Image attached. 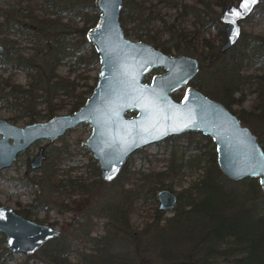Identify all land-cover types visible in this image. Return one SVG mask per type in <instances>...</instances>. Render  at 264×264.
Instances as JSON below:
<instances>
[{
  "label": "rangeland",
  "instance_id": "374dc122",
  "mask_svg": "<svg viewBox=\"0 0 264 264\" xmlns=\"http://www.w3.org/2000/svg\"><path fill=\"white\" fill-rule=\"evenodd\" d=\"M237 1L233 0L230 3ZM17 2L18 0H0V35L7 37L16 51L23 55H33L37 51L36 48H42L45 39L51 41L55 37L62 39V36L79 39L84 18H92L86 23L89 28L94 24L95 17L99 16L95 0H58L62 11L67 5L78 8V11L73 13L71 20H68L67 16H63L60 20L61 23L57 24L56 28L51 31L44 30L38 37V34L36 35L33 30L23 33L4 24L5 18L2 9L9 8ZM127 2L123 0L120 11V22L124 31L128 28H134L136 32L149 29L150 32H158L161 40H170L174 43L178 41L180 31L189 32L186 37V41H188L191 34L195 35L193 31L196 27L202 29L203 36H197V39L193 38V42L197 45H195L196 50L177 51L172 48L167 52L169 54H189L197 57L199 61L197 73L186 84L172 90L171 94L176 99H180L185 87L193 85L206 95L226 105L220 97L211 92L217 81L212 72L216 64L210 58H203L211 54L213 49L202 44L205 37V39H213L215 48H220L224 40L218 38V24L223 30L225 25L219 21L218 16L224 7L221 8L213 4L211 0H183L189 4L187 11L190 12L188 16H179L177 13L179 7L176 9V7L168 6L157 0H145L143 3L142 0ZM148 7L155 12L159 11V14L154 16L151 13V20L149 18L146 21V15L150 13ZM46 10L52 11V6L47 7ZM194 12L197 15L193 14ZM49 15L52 18L55 17L51 13ZM65 23L67 24L65 25ZM209 23L212 24L208 25ZM25 24H29L28 21H25ZM240 24L241 36L244 31L246 36H257L258 39H264V0H260L249 16L240 21ZM59 31L62 32L57 34ZM125 35L134 40L140 39L126 32ZM1 40L0 38V42ZM41 55H43L42 52ZM36 59L38 57L35 54L33 59L35 65L38 64ZM256 66L260 67L256 69L253 65H245L244 68L251 73L261 74L264 72V62L257 63ZM31 67H33L32 64ZM83 69L84 67H80L77 62L74 63V66L61 64L58 67L61 74L75 79L78 85L77 91L85 88V81L94 86L97 80L99 61L89 71L88 79L78 76V73ZM162 71H164L162 67L152 68L144 76V80L149 81L154 73ZM7 74L11 75L14 83L22 85V89L28 84L29 77L23 68L12 69L10 63L0 60V78ZM8 90L9 87L6 86L2 89L0 83V118H6L13 123L23 125L27 122L47 120L54 115L46 116L45 102H35V99L27 102L25 93H22L20 89V91L15 90L7 95L5 91ZM91 91L86 95L88 96ZM234 95L238 96L239 92ZM255 96L254 86L246 88L242 102L235 101L226 106L235 114H243L247 121L242 120L241 122L248 125L258 139H262L260 140L262 145L264 144V122L250 114L255 104ZM68 109L69 104L66 102L64 106L56 110V113H70ZM134 113L135 110H130L126 112V115ZM31 116H35L36 119L30 120ZM90 130L91 125L88 122H82L69 128L53 141L38 139L21 151L9 167L0 169V204H7L18 213L36 221L56 226L61 231L57 238L45 241L31 254L7 248L5 236L0 231L2 264H57L51 255L61 244H65L67 248V261L78 264H103L102 252L105 253V251L114 253L123 264H150L151 262L163 264H256L257 260L263 261L260 259H264V205H261L260 209L254 210L246 226L243 225V222H238L236 226H244L240 230L241 233L226 235L223 238L222 246L231 249V253L226 257H220L214 263H208L203 256L207 239L211 234V225L199 226L195 220L196 223L189 219L190 223L187 222L186 228L179 230L177 235L166 226L164 219L174 216L177 210H182L186 214L190 212L192 216L197 214V210L195 213L193 209L190 211L188 200L191 197L189 193L192 196H199L203 193L195 187V183H199L206 172L218 177L217 181L229 193L216 208L222 214H232L242 207L250 206L256 200L264 199V193L256 177H244L245 180L243 178L230 179L221 171L217 163L214 164L211 161L210 151L215 150V143L209 135L200 131H186L133 151L125 164L129 171L136 173L137 177L126 181L124 186H135L137 195L126 198L119 190L123 176L121 172L111 182H105L100 178L95 159L82 143L89 135ZM40 149L44 154L43 163L37 168H31L29 161ZM54 162L65 173L63 177L66 183L70 181L69 179L76 178L93 183L87 193L74 191L69 196L61 193L66 207L60 205L59 200L41 206L39 202L41 199L37 198L48 191L49 183L46 180V175ZM157 170L166 171V173L158 177L153 173ZM142 172L150 173L146 181L141 178L137 179ZM250 179L251 181H249ZM254 179L258 181L259 187L251 185L250 182ZM160 187H167L177 194L178 201L173 208L167 210L158 208L156 190ZM37 194L39 195L36 197ZM123 198L127 201L122 205L121 219L112 217L109 214L110 210L103 209L106 204L116 203ZM130 198H132V203L128 207ZM156 208L158 211L155 210ZM78 221L86 223L81 227V230H88L87 235L75 234ZM252 241H255V244L253 245V254L250 255L249 245ZM103 242H106V247L102 250Z\"/></svg>",
  "mask_w": 264,
  "mask_h": 264
},
{
  "label": "water",
  "instance_id": "95a60500",
  "mask_svg": "<svg viewBox=\"0 0 264 264\" xmlns=\"http://www.w3.org/2000/svg\"><path fill=\"white\" fill-rule=\"evenodd\" d=\"M242 2L228 3L219 13L225 25L222 51L238 41L240 21L260 0L250 9H242ZM122 3L95 0L99 16L86 37L97 53L99 69L92 91L78 108L23 125L0 118V169L10 166L36 140L53 141L69 128L88 122L91 131L83 144L97 160L101 179L110 182L136 149L186 131H200L215 143L217 164L228 178L256 177L264 193V149L257 135L221 101L194 86L185 87L180 99L174 98L171 91L197 73V57L169 54L145 40L127 37L120 22ZM236 12L242 14L237 17ZM3 49L0 42V53ZM156 67L164 71L145 81L144 76ZM130 110L135 113L126 115ZM42 157L41 151L36 153L30 166L39 167ZM156 199L162 210L173 208L178 201L167 187L156 190ZM0 231L7 248L24 254L35 252L61 233L56 226L24 216L4 203L0 204Z\"/></svg>",
  "mask_w": 264,
  "mask_h": 264
},
{
  "label": "trees",
  "instance_id": "16d2710c",
  "mask_svg": "<svg viewBox=\"0 0 264 264\" xmlns=\"http://www.w3.org/2000/svg\"><path fill=\"white\" fill-rule=\"evenodd\" d=\"M125 1L127 2L129 0ZM144 1L145 0H142V3ZM157 1H160L161 3H164L168 6L176 7V9L179 7L180 9L177 12L179 16H188L190 12L187 11V6L189 4L183 2V0ZM232 1L233 0H211L213 4L220 6L221 8ZM51 6L53 10L50 12L47 11V7ZM141 7L139 6V8ZM66 8L64 11H62L58 0H18L17 3L11 5L9 8L2 9V13L4 14V24L6 26L23 33L28 30H33L36 32V35L38 34L39 37L42 35L44 30L51 31L52 29L56 28V25L61 23L60 20L63 16H67L68 20H71L73 18V13L78 11V8L76 9L74 6L67 5ZM148 9L150 13H147L146 21L149 20V18L151 20L152 14L154 16L159 14V11L155 12L149 7ZM49 13L54 14L55 17H50ZM193 14L197 15L195 12ZM97 17L98 15L95 17L94 23L96 22ZM91 19L87 17L84 18V25H82L80 28L79 35L81 36L79 39H72L68 36H62V39L55 37L51 41L45 39L42 48H36L37 51L33 55H23L21 52L16 51V48L10 43L9 39L4 36L1 37L0 35V38L2 39L1 42L4 45V50L0 53V60L10 63L12 69L23 68L29 77L28 84L23 89L22 85L12 81L10 74L1 77L0 83L2 84V89L5 86L9 87V90L5 91L7 95L15 90H21L22 93H25V101L29 102L30 100L35 99V102H45L47 117L55 114L56 110L64 106L66 102L69 104V112H72L78 108L85 101L87 96L86 93L91 91L93 85L85 81V88L77 91L76 88L78 85L75 82V79L69 78L68 75L61 74L58 71V67L61 64L74 66V63L77 62L80 67H84V69L78 73V76L84 79L89 78V71L94 68L95 64L98 62L96 51L86 38V30L88 28L86 23H88ZM25 21H28L29 24H25ZM66 24L67 23H65V25ZM211 24L212 23H209L208 25ZM201 30L202 29L199 27H196L193 31L195 35L192 36L191 34L188 41H186V37L189 32L180 31L178 41L174 43L170 42V40H161L158 32H150L149 29L136 32L134 28H128L125 30V32L127 34L135 35L137 38L148 40L155 46L163 49L165 52H169L172 48H175L177 51L196 50L197 45L193 42V38L195 37V39H197V36H203ZM60 32L62 31H59L57 34ZM217 34L220 40H224V30L219 24ZM202 44L213 49L211 54L203 57L205 59H212V61H214L216 64V66L212 69L213 76H215L217 80L215 82L214 89L211 90L212 94L220 97V99L229 106L235 101L242 102L244 90L254 86V91L256 92L255 104L252 107L250 114L254 118L264 122V72L261 74H256L248 72L247 69L244 68L245 65H253L256 69H258L260 66H256L257 63L264 62V39H258L257 36H246L245 32L243 31V34L240 36L238 41L231 48L225 51L220 50V48H215L213 39H205L204 37ZM41 52L43 55H41ZM35 54L38 57V59H36L38 60L37 65L34 64L33 60ZM31 64L33 67H31ZM236 92H239L238 96L234 95ZM54 99H56V101H53ZM237 115L241 121H247L242 113H238ZM34 119H36L35 116L30 117V120ZM260 140L262 139H259V141ZM262 147L264 149V144H262ZM210 159L214 164L217 163L215 150L210 151ZM121 173L123 176L120 181V193L126 198L132 195H137L135 186H124L126 181L133 177H137L136 173L131 170L129 171L127 164L124 165ZM153 173L159 177L160 175H164L166 171L157 170ZM64 174L65 173L63 170L58 168L56 162L51 165L46 175V180L49 183L48 191L44 192L42 196L39 194L36 195V197L39 195V197H37L38 200L41 199L39 200L41 206H46L51 204V202L53 203L55 200H59L60 205L66 207V204L63 203L64 197H61V193L68 194L69 196L74 191L80 193H87L90 191V188L93 185L92 182H85L84 180L76 178L69 179L70 181L66 183L63 177ZM149 176L150 173L142 172L140 177L137 179L141 178L142 180L146 181ZM216 178L218 177L206 172L199 183H195V187H197L198 190L203 191V193L199 194V196H192V194L189 193V196L191 197V199L188 200L189 207H191L190 211L193 209V212L195 213V210H197L196 215L192 216L190 212L186 214L182 210H177L174 216L166 217L164 219L167 224V228L173 231L175 235L178 234L179 230L186 228V223H190L189 219L193 222L196 221L199 226H203L205 224L211 225V234L209 239H207L203 254L205 258L204 260L208 263H214L220 257H226L231 253V249H227L222 246L223 238L226 235H237L238 233H241L240 230H242L244 226H236L238 222H243V225L246 226L249 218L254 213V210L257 208L260 209L261 205H264V199L258 201L256 200V202H252L250 206L242 207L232 214H222L221 212L217 211L216 208H218L220 203L226 199V196H228L229 193L226 192L224 186H222ZM245 178H243V180H245ZM249 181H251V179ZM250 183L252 186L255 185L259 187L258 181L255 179ZM126 201L127 199L123 198L119 201H116V203H108L103 209H107V211L110 210L109 214L112 217L121 219V213L123 212L122 205ZM131 203L132 198L128 200V207L131 205ZM155 210L158 211L157 208ZM201 219H203V222L200 221ZM84 224L86 223L79 221L77 222L75 234L80 233L87 235L89 233L88 230H81V227L84 226ZM89 240L92 239L89 238ZM103 244L102 250L106 247V242H103ZM254 244L255 241H252L249 245L250 255L253 254ZM67 254L68 253L65 244H61L51 256L57 264H78L71 262L69 263L67 261ZM250 255L248 256L250 257ZM102 258L104 261L103 264H123L122 261L117 259L114 253H109L106 251L105 253L102 252ZM260 260L263 261L257 260L256 264H264V259ZM0 264H2L1 256Z\"/></svg>",
  "mask_w": 264,
  "mask_h": 264
},
{
  "label": "snow or ice",
  "instance_id": "6c2138e0",
  "mask_svg": "<svg viewBox=\"0 0 264 264\" xmlns=\"http://www.w3.org/2000/svg\"><path fill=\"white\" fill-rule=\"evenodd\" d=\"M256 2V0H243L242 4H241V8L242 9H250V5L254 4ZM242 13L240 12H236L237 17H239ZM238 34V31H237ZM111 178V177H109Z\"/></svg>",
  "mask_w": 264,
  "mask_h": 264
},
{
  "label": "flooded vegetation",
  "instance_id": "af4514ba",
  "mask_svg": "<svg viewBox=\"0 0 264 264\" xmlns=\"http://www.w3.org/2000/svg\"><path fill=\"white\" fill-rule=\"evenodd\" d=\"M240 36H241V35H240ZM2 44H3V43H2ZM3 46H4V45H3ZM154 46H155V45H154ZM155 47H156V46H155ZM158 48H159V47H158ZM230 48H231V47H230ZM160 49H161V48H160ZM3 50H4V49H3ZM161 50H163V49H161ZM163 51H164V50H163ZM187 82H188V81H187ZM187 82H186V83H187ZM186 83H185V84H186ZM183 85H184V84H183ZM187 86H189V85H187ZM192 86H193V85H192ZM172 96H173V95H172ZM174 98H175V97H174ZM66 131H67V130H66ZM90 131H91V130H90ZM59 137H60V136H59ZM59 137H58V138H59ZM85 139H86V138H85ZM85 139H84V140H85ZM84 140H83V141H84ZM83 141H82V143H83ZM39 151H41V149H40ZM39 151H38V152H39ZM89 151H90V150H89ZM38 152H37V153H38ZM41 152H42V151H41ZM90 152H91V151H90ZM19 153H20V152H19ZM42 154H43V153H42ZM91 154H92V153H91ZM35 155H36V154H35ZM17 156H18V155H17ZM92 157H93V156H92ZM16 158H17V157H16ZM32 158H33V157H32ZM43 159H44V154H43V157H42V162H41V164L43 163ZM127 159H128V158H127ZM127 159L125 160V162L127 161ZM30 161H31V160H30ZM30 161H29V166H30ZM95 161H96V163H97V160H96V159H95ZM125 162H124V164H123V166H122L120 172L122 171V169H123V167H124V165H125ZM40 166H41V165H40ZM8 167H9V166H8ZM30 167H31V166H30ZM97 167H98V164H97ZM5 168H6V167H5ZM31 168H32V167H31ZM35 168H37V167H35ZM98 169H99V168H98ZM120 172H119V173H120ZM119 173H118V175H119ZM118 175H117V176H118ZM99 176H100V172H99ZM117 176H116V177H117ZM116 177H115V178H116ZM100 178H101V177H100ZM115 178H114V179H115ZM114 179H113V180H114ZM113 180H112V181H113ZM103 181H104V180H103ZM110 182H111V181H110ZM157 189H158V188H157Z\"/></svg>",
  "mask_w": 264,
  "mask_h": 264
}]
</instances>
